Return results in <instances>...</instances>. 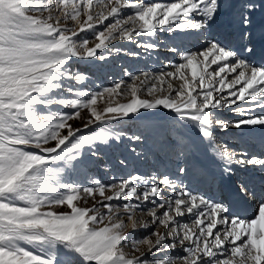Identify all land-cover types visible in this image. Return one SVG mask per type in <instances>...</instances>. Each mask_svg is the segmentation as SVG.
<instances>
[{"label":"snow or ice","instance_id":"1","mask_svg":"<svg viewBox=\"0 0 264 264\" xmlns=\"http://www.w3.org/2000/svg\"><path fill=\"white\" fill-rule=\"evenodd\" d=\"M221 8L220 0H0V264H264V189L240 179L221 190L227 199L213 200L190 187L209 176L197 158L201 148L223 178L264 173V152H237L215 134L234 128L241 137H264V62L254 63L252 31L264 0H243L236 14L242 52L216 38L196 52L180 47L204 38ZM86 32L91 40L80 36ZM159 32L174 34L169 50L180 62L170 71L90 91L89 76L74 69L73 58L106 61L97 53L110 54L113 41L136 43ZM161 108L196 129L191 136L168 131L172 173L113 177L109 184L88 174L102 146L125 139L146 146L144 136L116 130L114 121L148 120ZM225 109L239 118L221 119ZM137 147L131 152L147 159ZM89 197L91 207L79 205ZM62 207L67 211H57ZM150 225L151 232L135 235Z\"/></svg>","mask_w":264,"mask_h":264},{"label":"rangeland","instance_id":"2","mask_svg":"<svg viewBox=\"0 0 264 264\" xmlns=\"http://www.w3.org/2000/svg\"><path fill=\"white\" fill-rule=\"evenodd\" d=\"M229 0H220V3L223 7H226ZM144 2H155V0H144ZM167 2H171V0H167ZM131 10H124V14H128ZM83 19V17H82ZM105 23H108L106 21ZM238 26L239 23H238ZM173 33L168 32H159L158 37H148V36H138L135 37L136 43L132 41H121L115 40L111 44H109V48L112 49L109 54L108 49H104L101 53L98 51V55L103 54L108 56L106 61H95L91 62L89 60H78L74 59V69L80 72L86 73L90 78V83L88 84L87 90L95 91L97 88L110 87L113 86L114 83L123 81L125 84L132 83V76H141L143 79V74L147 73L149 76L159 75L161 72H166L172 70L171 65H174L179 61V57L177 53L170 51V47L175 46L171 37ZM80 36H87L90 40L92 38L91 32L81 33ZM216 38L226 48L235 49L238 53H240V49L243 47V41H224L219 38V35L215 31L213 25L209 28V30L205 33L204 38L197 41L196 39L185 41L182 45H180L182 51H190L196 52L201 48L202 45L205 44L207 40H212ZM145 42H154L157 44L155 49L145 50L142 47H138L137 44H142ZM92 46V43L89 44ZM116 49H120V51H116ZM135 53L136 55H133ZM78 62H85L88 66H90V71L86 72L84 70H80ZM254 63L259 64L257 62ZM216 67L215 65L212 66ZM211 70V69H210ZM199 71V69H198ZM190 78V74H189ZM231 79V76L229 77ZM174 87H178L181 81L173 80L172 81ZM76 87H80V85H76ZM142 98L152 99L151 97L144 96ZM130 99V98H129ZM119 102H127L123 99H120ZM108 103V98L98 101V109H102ZM64 111H71V109H63ZM163 113H167L165 115H160ZM82 117L87 118L88 112L84 110L82 112ZM150 119L148 120H139V121H131L129 120L127 123H121L120 121H114L113 123L117 125L116 130H123L127 132L129 135L136 133L144 136L146 138V146L143 148L137 147L135 142H127L126 139L122 142H114L111 143V146H102L100 148V152L102 153L101 157L98 158L97 162L91 165L88 169V174L91 176H95L104 184H109L112 181V178L115 177L117 179L127 178L132 174H142V175H151L156 173L157 175L163 173H172L174 171V163L171 156L168 153V150L165 146V137L170 129H175L181 132H186L187 135L191 136L196 132L195 128H184L181 125L177 124L173 117L175 113L170 112L167 109H157L154 110ZM159 115V116H155ZM221 119L226 121H234L239 118L238 114L233 113L227 109L223 110L220 115ZM83 120H73V127H82ZM190 122L185 121L184 124H189ZM90 130V129H89ZM239 130L234 128L228 129H217L216 137L217 141L221 144L227 145L229 148L237 151V152H249L250 154H254L253 152L256 149L264 150V143H262L259 133H255L251 136H243L248 142L247 145H242L240 141V135H238ZM132 147H137V151H144L148 153V158L143 159L137 157L134 153L131 152ZM252 150V151H251ZM203 149L197 153L200 157L204 155L201 153ZM205 157V156H204ZM125 160V165H121L119 163L120 160ZM210 171L209 176L207 178L201 179L200 181L193 182L191 190L195 194L204 195L207 198L213 200L222 199L221 191L218 188V169L216 166L210 163ZM212 169V170H211ZM251 174L259 176L260 174L264 176V173L259 171H249ZM214 173V175H213ZM246 176L242 175L239 179H246ZM263 181V179L258 180ZM85 186L87 182H84ZM185 183H188L185 181ZM260 186H264V182L260 183ZM255 188V187H254ZM262 190V187L259 188ZM111 194V193H108ZM170 194V193H169ZM99 199V197H96ZM79 205L82 207H91L92 199L87 198V203L84 200L78 201ZM113 204H117L118 202L113 201ZM57 211L63 212L67 211L66 208H58ZM159 211H163L162 209ZM145 221H150L151 217L144 215L142 217ZM180 220L188 221L190 218L188 216L178 218ZM156 225H150L149 228L145 229L142 227H138L135 235L137 237L143 236L147 232H151ZM161 233L164 232L163 228L159 229ZM129 236H132V230L129 228L127 230ZM154 239V237H153ZM176 253L182 254L181 249H177Z\"/></svg>","mask_w":264,"mask_h":264},{"label":"bare ground","instance_id":"3","mask_svg":"<svg viewBox=\"0 0 264 264\" xmlns=\"http://www.w3.org/2000/svg\"><path fill=\"white\" fill-rule=\"evenodd\" d=\"M236 1H234L233 2V5H234V3H235ZM231 8V7H230ZM229 8V9H230ZM227 13H228V10H224V12H223V15H227ZM217 14H219V12L217 13ZM225 16H223L222 18L224 19V17ZM219 16L217 15V17H216V19L218 18ZM255 17L257 18V23L258 24H261V25H263L264 24V11H260V10H258L257 12H256V14H255ZM220 19V18H219ZM253 30V35L254 36H256V37H259L260 35H261V30L259 29V28H254V29H252ZM258 60H261V56L259 55V54H257V57H256ZM151 116H153V115H151ZM259 135H260V133H259ZM261 136V135H260ZM202 160V159H201ZM202 161H210L211 163H213L214 165H215V163L213 162V160L210 158V157H205V159L204 160H202ZM258 178L260 179H262V177H261V175L260 176H258ZM263 182H264V180H263ZM255 187H259L258 185L257 186H255ZM262 189H264V186H262ZM225 197V196H224ZM245 214H247V213H245Z\"/></svg>","mask_w":264,"mask_h":264},{"label":"trees","instance_id":"4","mask_svg":"<svg viewBox=\"0 0 264 264\" xmlns=\"http://www.w3.org/2000/svg\"><path fill=\"white\" fill-rule=\"evenodd\" d=\"M76 65H78V68L80 70H84V71H90V66H88L85 62H78ZM91 72V71H90Z\"/></svg>","mask_w":264,"mask_h":264}]
</instances>
